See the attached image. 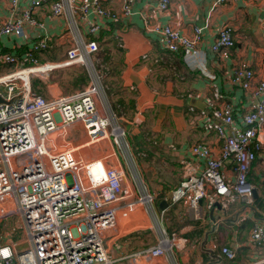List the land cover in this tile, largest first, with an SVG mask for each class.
Listing matches in <instances>:
<instances>
[{
  "label": "crops",
  "instance_id": "crops-1",
  "mask_svg": "<svg viewBox=\"0 0 264 264\" xmlns=\"http://www.w3.org/2000/svg\"><path fill=\"white\" fill-rule=\"evenodd\" d=\"M31 1L20 0L13 10L0 1V24L9 16L20 14ZM92 1L75 0L74 6ZM97 2L103 10L120 14L121 0ZM168 2L162 12L157 9L158 0H132L130 17L114 22L89 13L86 19L99 21L101 25L94 39L98 51L89 57L90 68L76 64L35 76L36 80L32 78L33 93L43 99L65 94L62 90L69 94L83 89L95 78L96 111L123 131V147L114 148L109 135L104 140L110 143V150L99 147L100 140H90L78 122L59 126L47 136L46 146L53 153L72 150L74 157L81 161L100 159L106 168L122 172L124 186L133 187L138 182L149 189L145 190L154 195V200L162 195L152 204L159 221L157 226L166 234L176 233L179 248L171 246L158 259L131 257L154 247L159 236L157 226H146L137 216L130 217L119 224L116 234H106L103 238L113 264H249L264 255V246L254 249L248 245L252 225L264 227V130L260 133L261 149L247 174L254 192L248 211L235 198L214 199L210 210L201 201V218L194 221L186 199L169 202L163 210L158 205L179 187L183 178L202 171L203 163L188 152L190 146L202 144L213 155L219 152L221 140L213 131L202 127L203 122H211L212 107L208 102L215 108L230 105L236 127L241 126V117L251 112L257 102V96L241 90L232 78L236 71L246 69L252 72V86L264 82V0ZM51 3L48 0L33 10L35 24H25L20 38L0 37V55L15 54L21 62L33 44L47 38L45 49L34 52L33 58L38 65L57 64L64 60L73 42L85 39V25L79 15L73 16L72 24L67 14L54 17L49 8ZM143 19L148 27L166 26L186 38H191L194 28H201L196 54L190 58L180 52L161 50L155 35L145 30ZM223 26L230 30L233 47L213 53L210 46ZM26 65L24 62L23 66ZM13 69L0 64V76ZM136 157L146 164H139ZM127 163L137 172L136 179H126ZM154 204L158 211L153 208ZM21 233V238H12L13 242L9 237L0 241V245L6 243L15 250L21 249L25 244ZM221 248L234 251L232 262L220 254Z\"/></svg>",
  "mask_w": 264,
  "mask_h": 264
},
{
  "label": "built area",
  "instance_id": "built-area-1",
  "mask_svg": "<svg viewBox=\"0 0 264 264\" xmlns=\"http://www.w3.org/2000/svg\"><path fill=\"white\" fill-rule=\"evenodd\" d=\"M0 1L13 10L20 0ZM47 2L32 0L20 14L9 16L0 24V37L20 38L25 24H35L33 10ZM121 2L120 14L116 15L100 8L97 0L81 2L77 8L75 0H52V16L67 14L72 24L77 13L85 25V39L73 42L60 63L42 66L33 58L34 52L45 49L47 38L33 44L21 62L15 54L0 55V64L14 68L0 76V221L17 216L25 242L19 250L6 243L0 245V264H113L103 244L106 234H116L119 224L132 213L146 226L159 222L152 209L154 195L138 182L133 187L124 186L119 169L106 168L100 159H76L72 150L53 153L46 146L50 133L75 122L82 125L90 140H104L109 135L117 144L123 131L108 117L99 116L95 108L96 79L83 89L50 99L31 89V79L38 74L76 64L89 69V57L98 51L94 39L101 25L86 17L91 13L109 22L126 19L131 15L132 0ZM168 4V0H158L157 9L163 12ZM142 22L145 30L155 35L161 50L190 58L196 54L201 28H194L191 38H186L169 27H148L146 19ZM233 44L228 26H223L210 50L217 53ZM24 62L28 65L23 66ZM252 81V72L246 69L236 71L232 78L241 90L258 97L252 111L241 117L240 127L235 126L230 105L215 108L208 102L211 122H203L202 127L221 140L218 154L213 155L202 144L188 149L193 159L203 163V169L183 178L171 192L170 202L186 199L194 221L201 218V201L207 210L213 207L214 199L235 198L244 203L246 211L252 203L253 186L247 174L261 149L260 133L264 130V82L252 86ZM157 231V244L131 257L158 259L171 246L179 248L176 233L166 234L158 226ZM248 245L254 249L264 246L263 226L252 225ZM220 254L229 262L235 258L228 248H221ZM249 264H264V255Z\"/></svg>",
  "mask_w": 264,
  "mask_h": 264
},
{
  "label": "rangeland",
  "instance_id": "rangeland-1",
  "mask_svg": "<svg viewBox=\"0 0 264 264\" xmlns=\"http://www.w3.org/2000/svg\"><path fill=\"white\" fill-rule=\"evenodd\" d=\"M41 74H38L37 76H40ZM53 75V74H52ZM34 79H35V77H33ZM34 79H32V80H34ZM36 80V79H35ZM64 87H68V86H66V85H64ZM32 89V88H31ZM64 89V88H63ZM62 93H65V94H68L67 92H64V90H62ZM70 93V92H69ZM64 95V94H63ZM122 138L123 137H121V138H118L117 139V144H114L113 143V140H112V137L110 138L111 140H110V143L112 144V146L114 147V148H116V147H120V148H122L123 147V143H122ZM110 143L107 141V140H100L99 141V147H106L108 150H110ZM136 158H138V163L139 164H143L144 163V165L146 164L144 161H143V159L142 158H139V157H136ZM127 166L129 167V169L127 168V170H125V175H126V179L128 180V181H130L131 179H136V176H138L137 175V172L136 171H133L131 168H130V166L128 165V163H127ZM155 167H157V166H155ZM157 168H159V167H157ZM136 172V173H135ZM128 187H130V185H127ZM145 189L147 190L148 188L147 187H145ZM149 190V189H148ZM162 197V195L161 196H157L156 197V199L155 200H153V203L154 202H157L160 198ZM153 208H155L156 210H157V206H156V204H154V207ZM139 210V213H140V209H138ZM158 211V210H157ZM132 216H128V218H130V217H132V218H134L135 217V213L133 214H131ZM19 226H20V222H19V219H17L16 217H12V218H10V219H6V220H3V221H0V241H5L6 240V238H9V237H11V240H12V238H13V240L14 239H16V238H21V236H20V233H21V231L18 229L19 228ZM18 227V228H17ZM21 235H22V233H21ZM3 239V240H2ZM12 240V241H13ZM21 240V239H20ZM14 242V241H13Z\"/></svg>",
  "mask_w": 264,
  "mask_h": 264
},
{
  "label": "water",
  "instance_id": "water-1",
  "mask_svg": "<svg viewBox=\"0 0 264 264\" xmlns=\"http://www.w3.org/2000/svg\"><path fill=\"white\" fill-rule=\"evenodd\" d=\"M0 102H2V101L0 100ZM252 195L254 196V192H253V191H252ZM170 199H171V192H169V193L165 196V200H163V201H161V202L159 203V205H158V209H159V210H163V209H165L166 206H167V203L170 202Z\"/></svg>",
  "mask_w": 264,
  "mask_h": 264
},
{
  "label": "trees",
  "instance_id": "trees-1",
  "mask_svg": "<svg viewBox=\"0 0 264 264\" xmlns=\"http://www.w3.org/2000/svg\"><path fill=\"white\" fill-rule=\"evenodd\" d=\"M33 84H34V82H33V80H32V81H31V88H32V89H33V86H34Z\"/></svg>",
  "mask_w": 264,
  "mask_h": 264
},
{
  "label": "bare ground",
  "instance_id": "bare-ground-1",
  "mask_svg": "<svg viewBox=\"0 0 264 264\" xmlns=\"http://www.w3.org/2000/svg\"><path fill=\"white\" fill-rule=\"evenodd\" d=\"M63 130V129H62ZM63 132V131H62ZM65 132V131H64ZM115 133H117V132H115ZM116 135V134H115Z\"/></svg>",
  "mask_w": 264,
  "mask_h": 264
}]
</instances>
